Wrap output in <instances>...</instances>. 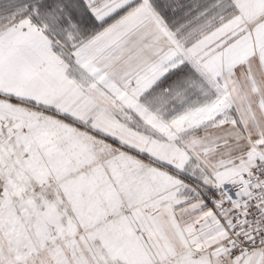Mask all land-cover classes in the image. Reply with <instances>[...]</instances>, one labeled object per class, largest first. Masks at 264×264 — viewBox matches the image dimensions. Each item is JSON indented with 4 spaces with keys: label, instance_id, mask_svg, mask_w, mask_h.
<instances>
[{
    "label": "snow or ice",
    "instance_id": "1",
    "mask_svg": "<svg viewBox=\"0 0 264 264\" xmlns=\"http://www.w3.org/2000/svg\"><path fill=\"white\" fill-rule=\"evenodd\" d=\"M0 264H264V0H0Z\"/></svg>",
    "mask_w": 264,
    "mask_h": 264
}]
</instances>
